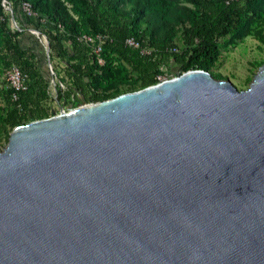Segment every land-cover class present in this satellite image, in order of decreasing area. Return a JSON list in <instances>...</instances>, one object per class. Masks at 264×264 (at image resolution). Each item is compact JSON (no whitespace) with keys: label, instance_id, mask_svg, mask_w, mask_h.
Returning a JSON list of instances; mask_svg holds the SVG:
<instances>
[{"label":"water","instance_id":"water-1","mask_svg":"<svg viewBox=\"0 0 264 264\" xmlns=\"http://www.w3.org/2000/svg\"><path fill=\"white\" fill-rule=\"evenodd\" d=\"M0 264H264V63L208 70L14 126Z\"/></svg>","mask_w":264,"mask_h":264},{"label":"trees","instance_id":"trees-1","mask_svg":"<svg viewBox=\"0 0 264 264\" xmlns=\"http://www.w3.org/2000/svg\"><path fill=\"white\" fill-rule=\"evenodd\" d=\"M13 1L15 16L26 25L40 29L44 20L53 26L64 62V76L59 79L65 88L58 87V98L72 106L116 96L127 87L132 91L154 84L157 75L165 73L162 66L177 73L188 69L211 72L221 46L247 35L264 43V0ZM20 1L29 2L36 15L24 17L18 10ZM0 13V73L5 75L17 65L27 76L24 90L15 91L8 83L0 89L1 134L50 113L43 104L48 80L33 52L20 47L17 38L22 31L10 28L1 4ZM130 36L139 48L125 44ZM95 46L100 47L98 52ZM143 48L149 52L141 53Z\"/></svg>","mask_w":264,"mask_h":264},{"label":"rangeland","instance_id":"rangeland-1","mask_svg":"<svg viewBox=\"0 0 264 264\" xmlns=\"http://www.w3.org/2000/svg\"><path fill=\"white\" fill-rule=\"evenodd\" d=\"M19 21L20 23L21 21L22 23L24 22V20L21 19ZM40 23H42L43 26H41L40 29L35 28L38 30V35L29 31L27 27H32L24 23V25H22V33L18 36L17 41L20 47L33 52L35 55V62L40 72L48 80V96L43 104L50 115H52L59 113L60 110L66 111L74 106L69 103H62L61 99L58 98V87L61 89L65 88L64 82L59 79L64 76V62L62 61V57H59L58 51L60 47L59 43L54 40L53 34L55 31L53 26L48 22L45 23L44 20H41ZM220 42H222V40H220ZM177 45L179 47L183 46V42L179 37H177ZM263 63L264 43H261L252 35H247L234 44H229L227 46L222 45L220 48V55L210 70L212 73L220 74L221 78H228L236 88L245 89ZM162 68L165 72L163 74L165 79L171 78L177 74L176 70L169 72L165 66H162ZM6 84L7 80L5 75L0 73V89L4 88ZM127 90L128 87L125 88L123 92ZM101 99H103L102 96H100L99 100ZM88 102L90 101L80 104ZM9 132L4 131L0 134V150L5 147Z\"/></svg>","mask_w":264,"mask_h":264},{"label":"built area","instance_id":"built-area-1","mask_svg":"<svg viewBox=\"0 0 264 264\" xmlns=\"http://www.w3.org/2000/svg\"><path fill=\"white\" fill-rule=\"evenodd\" d=\"M0 4L2 7V11L3 14L7 16L8 18V24L10 26L11 29L14 30H22L23 27L22 25H24V22L20 23V18L15 16L14 13V8H15V4L13 0H0ZM18 10L19 12L26 18H31L34 17L36 14L32 11L31 6L29 4V2L27 1H20L19 6H18ZM3 19L2 14L0 13V21ZM27 29L33 33H35L36 35H38V30H36L35 28H29L27 27ZM100 38V36H99ZM125 44L127 46L130 47H134V48H139V43L138 41L133 38L132 36L127 37L125 39ZM96 49H94L95 52L99 51V46L95 47ZM173 50H176L175 47H173ZM149 52L148 49H141V53H147ZM99 61H101V59H99ZM5 77L7 80L8 85L14 89L15 91L18 90H24L26 88V84H27V76L25 73H23L19 67L17 65H12L10 68H8L5 71ZM165 78L163 77V75H157V82H160L162 80H164Z\"/></svg>","mask_w":264,"mask_h":264}]
</instances>
